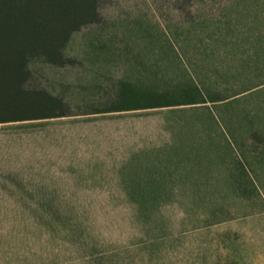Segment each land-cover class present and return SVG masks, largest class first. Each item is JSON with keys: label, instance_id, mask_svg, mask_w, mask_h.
Returning a JSON list of instances; mask_svg holds the SVG:
<instances>
[{"label": "rangeland", "instance_id": "rangeland-1", "mask_svg": "<svg viewBox=\"0 0 264 264\" xmlns=\"http://www.w3.org/2000/svg\"><path fill=\"white\" fill-rule=\"evenodd\" d=\"M99 5L64 64L29 61L27 87L66 89L84 111L140 102L129 89L196 87L204 102L147 108L123 141H84L185 159L141 184L157 188L99 175L61 204L0 206V264H264V0Z\"/></svg>", "mask_w": 264, "mask_h": 264}, {"label": "crops", "instance_id": "crops-1", "mask_svg": "<svg viewBox=\"0 0 264 264\" xmlns=\"http://www.w3.org/2000/svg\"><path fill=\"white\" fill-rule=\"evenodd\" d=\"M163 91L170 90L156 92ZM60 92L57 98H64L67 90ZM61 100L64 112L60 116L0 123V206L61 204L52 200L65 196L62 191L82 189L84 179L98 182L99 175L122 184L112 188H157L141 184L160 180L157 175L174 173L175 161L185 159L171 155L167 149L165 154H149L129 145L121 150L118 143L109 145L115 152L94 153L91 149L108 145H84V141L98 142L99 137L112 134L109 141L118 142L122 137L118 131L141 124L147 108L112 110L111 106L84 111L79 103ZM109 130L111 133L106 132Z\"/></svg>", "mask_w": 264, "mask_h": 264}, {"label": "trees", "instance_id": "trees-1", "mask_svg": "<svg viewBox=\"0 0 264 264\" xmlns=\"http://www.w3.org/2000/svg\"><path fill=\"white\" fill-rule=\"evenodd\" d=\"M99 0H0V123L56 117L63 102L44 90L27 87L28 63L34 58L62 65L65 47L75 31L101 22ZM140 102L112 110L187 105L204 102L196 87L178 91H126Z\"/></svg>", "mask_w": 264, "mask_h": 264}]
</instances>
